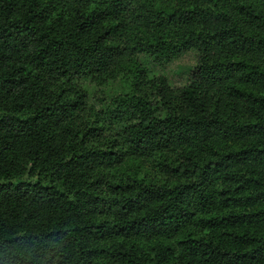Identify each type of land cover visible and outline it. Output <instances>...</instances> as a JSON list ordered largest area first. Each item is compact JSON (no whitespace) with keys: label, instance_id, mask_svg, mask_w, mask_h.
I'll return each mask as SVG.
<instances>
[{"label":"trees","instance_id":"16d2710c","mask_svg":"<svg viewBox=\"0 0 264 264\" xmlns=\"http://www.w3.org/2000/svg\"><path fill=\"white\" fill-rule=\"evenodd\" d=\"M0 264H264V0H0Z\"/></svg>","mask_w":264,"mask_h":264},{"label":"rangeland","instance_id":"374dc122","mask_svg":"<svg viewBox=\"0 0 264 264\" xmlns=\"http://www.w3.org/2000/svg\"><path fill=\"white\" fill-rule=\"evenodd\" d=\"M148 77L159 73L165 75L172 86H182L187 82L189 66L192 65V56L187 53L166 65L155 66L147 57H143ZM82 87L86 92L87 107L104 124L118 129L126 122V97L130 94V83L126 78L112 80H82ZM151 167H148L150 170Z\"/></svg>","mask_w":264,"mask_h":264}]
</instances>
